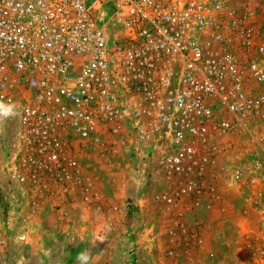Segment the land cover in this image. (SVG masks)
Segmentation results:
<instances>
[{
    "label": "built area",
    "instance_id": "obj_1",
    "mask_svg": "<svg viewBox=\"0 0 264 264\" xmlns=\"http://www.w3.org/2000/svg\"><path fill=\"white\" fill-rule=\"evenodd\" d=\"M248 22L220 1L0 0V102L16 105L0 139L14 134L12 179L66 217L73 203L100 200L77 155L120 143L156 157L165 206L213 205L220 140L264 121V94L248 92L250 81L264 91V68L246 57L258 52ZM231 172L264 224V162ZM178 218L173 229L201 243ZM256 236L244 248L264 264V230Z\"/></svg>",
    "mask_w": 264,
    "mask_h": 264
},
{
    "label": "rangeland",
    "instance_id": "obj_2",
    "mask_svg": "<svg viewBox=\"0 0 264 264\" xmlns=\"http://www.w3.org/2000/svg\"><path fill=\"white\" fill-rule=\"evenodd\" d=\"M206 1L225 2L248 13L247 24L255 33L258 52L255 47L246 57L249 59L250 55L257 59L264 68V54L259 50L264 47V0ZM254 90H258V95L264 94L250 81L248 92ZM219 143L225 150L218 158L212 180L219 199L218 189L223 187L221 190L228 209L223 211L220 208L209 214L206 203H202L198 210L190 204L168 208L161 203L158 197L167 188L163 185L158 164L144 153L134 149L122 150L120 143L113 144L112 151L102 154L84 147L77 158L87 179L100 190L96 188L100 200L86 205V208L98 210L102 200L109 203L113 199L124 214L122 222L119 220L111 232L101 231V236L97 234L100 230L96 232L94 229L99 226L91 216L86 222L91 229L87 234L83 228L79 231L78 225L75 232H68L71 229L57 232L52 221L45 220H53L49 213L56 207L43 198L38 201L27 188L12 179L10 168L15 140L14 134L7 133L0 139V264H78L76 258L85 252L83 246L90 254L89 264H258V255L248 254L244 246L264 230L258 231L263 226L258 220L261 212L245 202L249 191L233 180L231 171L254 159L264 162V121L250 123L245 133L224 136ZM223 167L227 172L220 171ZM132 186L142 198V205L133 203L127 190ZM193 210L196 214H192ZM199 210H203L201 220L197 217ZM244 211L249 212L248 215H244ZM178 216L183 218L186 227L198 233L197 240L201 243L182 237L173 229L175 222L179 221ZM63 232H66L64 236ZM22 235L25 238L18 239ZM208 246L212 248L210 253H207ZM96 247L100 248V253H93ZM168 252L173 255L168 256Z\"/></svg>",
    "mask_w": 264,
    "mask_h": 264
},
{
    "label": "crops",
    "instance_id": "obj_3",
    "mask_svg": "<svg viewBox=\"0 0 264 264\" xmlns=\"http://www.w3.org/2000/svg\"><path fill=\"white\" fill-rule=\"evenodd\" d=\"M155 158L156 157H153V159H155ZM153 159H152V162L154 161ZM162 182H163V185L165 186L164 179H162ZM94 187H95V189L97 188V190H99L97 185L94 186ZM131 188L132 189H128L127 188V190H128L129 194L131 193L130 195L132 196L133 203L135 205L136 204L137 205H142V198L137 196V189L135 187H133V186ZM221 189L223 190V187L218 189V193L220 195V199L217 202H215L213 205L208 206L210 208L209 210H207L208 214L210 213V211H213V212L215 210L219 211L220 208H222L221 210H223V211H226L228 209L226 207L225 202H224L225 201L224 197H223L224 196V192ZM104 202H106V201L102 200V203L99 205V208L97 210V209H95L93 207L90 208V209H87L86 205L81 204L79 201H77V202L73 203V205H71L70 208H68V214H67L66 217H62V215L60 214V210L56 211V210L52 209V211H50L49 215H52L53 220H49V219H45V220L47 222L52 221L51 224L55 227L57 232H62L61 230L66 231L67 229L68 230L71 229L68 232H72V230L75 232L74 229L76 228V225H78L79 226V231H80V229L83 228L85 230L86 234H87V232L88 231L90 232L91 229H90V227L86 226L87 225L86 222L92 218L94 220V222L98 223V226H99V228L98 227L94 228L96 230V232H97V229L100 230V232H97V234L103 236L101 234V231L104 232V233L105 232H107V233L111 232L112 229L115 227L114 225H117L116 223L119 220H121L120 222H122L124 220L122 218L123 211L121 210V207H120V205L117 204V202H115L113 199L111 201H109V203H107V202L104 203ZM120 210L122 212H120ZM202 211L203 210H199V212L197 213V217L199 218V220L204 218L203 215H202ZM193 212L194 213H192V214H196L195 210H193ZM86 214H88V215H86ZM90 216H91V218H90ZM239 216L242 217L244 215L243 214H239ZM258 216H259L258 220L262 219L261 218L262 217V213H259ZM256 217H254V218H256ZM80 225H81V227H80ZM203 227H204V229L206 228L205 225H203ZM261 228L262 229L258 230V231H262L263 230L264 224H263V226ZM65 233L66 232H63V236L65 235ZM205 233H207V230H205ZM56 234L57 233H55L54 235H56ZM83 247H84L83 250L86 251V249H85L86 246H83ZM210 250H212V248L210 246H208L207 253H210L211 252ZM93 253H95V254L100 253V248L99 247L94 248Z\"/></svg>",
    "mask_w": 264,
    "mask_h": 264
},
{
    "label": "clouds",
    "instance_id": "obj_4",
    "mask_svg": "<svg viewBox=\"0 0 264 264\" xmlns=\"http://www.w3.org/2000/svg\"><path fill=\"white\" fill-rule=\"evenodd\" d=\"M16 115V105L13 103L0 102V121L14 117ZM78 264H89L90 254L85 251L77 255Z\"/></svg>",
    "mask_w": 264,
    "mask_h": 264
}]
</instances>
